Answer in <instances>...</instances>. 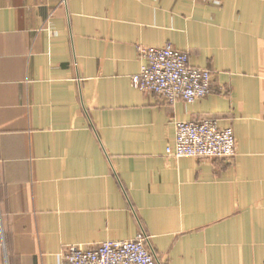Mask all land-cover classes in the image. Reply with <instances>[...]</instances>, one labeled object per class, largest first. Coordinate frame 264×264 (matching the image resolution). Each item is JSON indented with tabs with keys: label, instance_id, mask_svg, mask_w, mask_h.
<instances>
[{
	"label": "crops",
	"instance_id": "0c3cea01",
	"mask_svg": "<svg viewBox=\"0 0 264 264\" xmlns=\"http://www.w3.org/2000/svg\"><path fill=\"white\" fill-rule=\"evenodd\" d=\"M166 45L210 96L134 87L138 48ZM203 119L234 159L168 155ZM142 231L160 264H264V0H0V264Z\"/></svg>",
	"mask_w": 264,
	"mask_h": 264
},
{
	"label": "built area",
	"instance_id": "2783aa9c",
	"mask_svg": "<svg viewBox=\"0 0 264 264\" xmlns=\"http://www.w3.org/2000/svg\"><path fill=\"white\" fill-rule=\"evenodd\" d=\"M221 1V0H216ZM141 71L132 78L138 90L164 97L170 104H193L213 91V73L190 64L189 54L172 45L139 47ZM234 130L223 129L216 119L176 123V140L167 153L175 159L232 160L236 156ZM152 237L142 231L135 240L106 242L99 246H69L62 264H160Z\"/></svg>",
	"mask_w": 264,
	"mask_h": 264
},
{
	"label": "rangeland",
	"instance_id": "374dc122",
	"mask_svg": "<svg viewBox=\"0 0 264 264\" xmlns=\"http://www.w3.org/2000/svg\"><path fill=\"white\" fill-rule=\"evenodd\" d=\"M148 48V47H147ZM151 48V47H150Z\"/></svg>",
	"mask_w": 264,
	"mask_h": 264
}]
</instances>
